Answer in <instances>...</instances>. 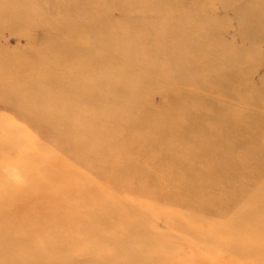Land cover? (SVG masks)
I'll return each instance as SVG.
<instances>
[{"label":"rangeland","instance_id":"obj_1","mask_svg":"<svg viewBox=\"0 0 264 264\" xmlns=\"http://www.w3.org/2000/svg\"><path fill=\"white\" fill-rule=\"evenodd\" d=\"M196 255L264 264V0H0V264Z\"/></svg>","mask_w":264,"mask_h":264},{"label":"bare ground","instance_id":"obj_2","mask_svg":"<svg viewBox=\"0 0 264 264\" xmlns=\"http://www.w3.org/2000/svg\"><path fill=\"white\" fill-rule=\"evenodd\" d=\"M236 161H237V159H236ZM51 236H53V235H51ZM201 261L202 260L200 258H198V256L196 255V264H199ZM215 264H232V263L229 262V260H227V259L220 260V257H219Z\"/></svg>","mask_w":264,"mask_h":264}]
</instances>
